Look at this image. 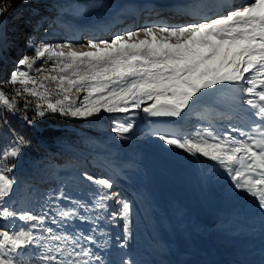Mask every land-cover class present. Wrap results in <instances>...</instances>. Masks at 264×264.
Wrapping results in <instances>:
<instances>
[{"label":"snow or ice","instance_id":"1","mask_svg":"<svg viewBox=\"0 0 264 264\" xmlns=\"http://www.w3.org/2000/svg\"><path fill=\"white\" fill-rule=\"evenodd\" d=\"M21 3L30 11L15 18L10 40L6 15L12 3L0 0V63L11 59L15 37L25 29H31L24 44L32 53L12 60L14 70L0 81V109L19 113L30 127L50 115L91 120L102 113L122 114L125 119L114 121L111 132L126 140L137 110L153 118L182 119L202 96L229 91L244 112L243 126L224 133L197 128L185 136L156 135L169 147L218 165L264 213V0L192 3L178 11L198 17L196 22L145 26L85 44L37 43L44 19L40 0ZM207 7L213 15L204 11ZM28 143L16 135L0 150V264H111L105 254L111 246L108 227L123 222L118 247L127 248L129 201L113 190L111 178L85 172L83 179L94 186L89 198L61 189L49 193L39 210L22 207L14 199L18 181L9 175L16 164L8 161Z\"/></svg>","mask_w":264,"mask_h":264},{"label":"bare ground","instance_id":"2","mask_svg":"<svg viewBox=\"0 0 264 264\" xmlns=\"http://www.w3.org/2000/svg\"><path fill=\"white\" fill-rule=\"evenodd\" d=\"M82 2L83 6L77 11H70L71 14L92 11L104 16V19L101 18L103 23L97 20L83 29L75 21V28L72 29L59 22V27L69 35L76 30L77 37L83 35L89 40L103 39L104 32L98 29L100 25H105L113 37L115 33L135 30L142 25L175 26L199 19L187 15L180 19L169 17V8L178 11L183 5L165 0ZM200 2L211 5L207 4L208 0ZM148 3L156 11L150 16H146L141 9ZM138 6L140 9H137ZM127 8L130 13L136 10L143 13L132 19L126 13ZM90 27L94 29H89ZM226 108L238 110L233 94L222 91L202 96L187 111L185 123L181 127L151 125L141 116L143 125L149 132L145 136H149L146 141H140V135L137 134L116 148L117 152L121 151L125 155L124 159L114 160L120 169V181L129 188L136 204L134 211L131 210V239L128 249L136 258L137 264H264V213L258 209L255 200L246 193L237 191L227 173L218 170L217 165L165 145L158 139L156 132L152 131L158 128L182 136L179 132L184 134L189 131V127L194 129L198 125L200 128H212L218 133L228 131L230 126H243L244 112L239 121L228 122L208 113L215 111L216 115H222L219 111ZM192 115L197 118L190 123ZM169 163L175 165L174 171L166 168ZM100 177L106 178L103 175ZM219 178L224 184L218 182ZM43 181L42 178L36 183ZM141 184L147 187L142 189ZM113 190H118L115 182ZM214 200H219L225 208L215 209L212 206ZM108 232L111 246L105 253L107 260L111 264H122L119 261L121 254L115 245L116 233L113 227L109 226Z\"/></svg>","mask_w":264,"mask_h":264},{"label":"rangeland","instance_id":"3","mask_svg":"<svg viewBox=\"0 0 264 264\" xmlns=\"http://www.w3.org/2000/svg\"><path fill=\"white\" fill-rule=\"evenodd\" d=\"M18 1L19 3L17 5H22L21 0ZM40 1V15L43 16L44 19L41 22V28L35 34V40L37 43L40 41H45L48 43L74 42L77 44H85L89 40L88 38L83 35L81 37H77L75 33L70 35L66 34L64 32L66 30L59 27L60 23L64 24V26L69 25V27L74 29V25L76 24L75 21H78V25L84 29L91 23L96 22L97 20L101 21V18L104 19V16L96 14L92 11H86L79 15L71 14L70 11H77L81 6H83V0ZM22 9L23 13L27 16L30 11L29 6L23 4ZM74 16H76L78 19L74 18ZM9 23V39L11 40L14 38L13 33L16 32V29L12 27L15 21L10 20ZM28 31L24 30V34L17 35L15 39L20 41L21 36L25 40L26 33ZM88 34L91 37H94V35L90 33ZM109 38H112L109 32L103 34V39ZM95 39L97 38H94L93 40ZM18 46V49H16V45H14L12 50L9 52V56H12V60H18L25 52V44H19ZM12 60L9 62V68L15 67V65L12 63ZM194 118H197V116L192 115L190 117V123H192V119ZM124 119L125 116L122 114L106 115L103 113L100 117L93 118L91 120L77 119V121L84 124L82 129L75 128L74 130H60L53 138H50V140L52 139V142L48 141L49 139L46 141L41 140L39 142L40 146L44 147L43 149L45 151L42 156H39L36 151H28L24 148L21 155L16 160H14L16 168L12 173H9L10 176H14L18 181L14 199H16L22 207H32L36 210H39L44 202V199L49 193L57 192L61 189L65 190L67 194L76 198H89L90 190H92L94 186L90 185L89 182L83 179V174L85 172L89 173L84 167L86 165L85 163L88 161L80 159L79 155L83 157L84 153H92V158H94L93 161L96 162V155H110L107 154L109 151L103 149L105 144L119 148L123 142L131 140V138L137 134L140 135V141L143 142L149 137L148 136L145 138L149 132L146 131V127L143 125L140 110H137L135 113V126L133 131L129 133V138L126 140H120L116 138L114 133L111 132L113 122L117 120L123 121ZM47 127H50V125L48 124ZM200 127L201 126L198 125L197 128ZM42 128V126H39L40 130H42ZM197 128L193 129L189 127V131L184 134L179 132V134L182 136L190 135ZM88 130H93L99 134L95 137L94 141L89 139L91 135L89 134L90 132H88ZM152 131L156 133L159 131L171 133L169 130H160L158 128L152 129ZM142 137L144 139H142ZM166 168L168 170L171 169L174 171L175 165L173 163H169L166 165ZM218 170H220V168ZM94 172L95 175L93 176H102L100 171H98V173L96 171ZM42 178L44 179L43 183H36ZM218 182L224 184V181L221 178L218 179ZM145 187H147V185H145ZM122 197L131 204L129 198L123 195ZM212 204L213 207L215 206V209L217 207L220 209L225 208V205L219 200H214ZM131 210L134 211L133 208H131Z\"/></svg>","mask_w":264,"mask_h":264},{"label":"trees","instance_id":"4","mask_svg":"<svg viewBox=\"0 0 264 264\" xmlns=\"http://www.w3.org/2000/svg\"><path fill=\"white\" fill-rule=\"evenodd\" d=\"M13 3L12 7L8 11L6 17H7V23L10 24L11 21H15V18L21 14L26 16L23 13L22 5H17L19 3L18 0H11ZM41 2V1H40ZM44 8V7H43ZM31 29H25V31H28ZM20 41H18L16 45V49H18L19 44L24 45V39L20 36ZM25 52L31 53V49L24 48ZM12 57V56H10ZM12 60V59H10ZM10 60H6L3 63H0V81L7 80L10 76V73L14 68H9V62ZM9 87H5V91H9ZM29 116L32 115V112L28 113ZM49 123L57 124V125H67L71 124L76 127L81 126L82 122L77 121V119L72 118H64L59 115L55 116H47L42 120H38L34 126H28L27 123L21 118L20 114L12 115L11 113H6L4 110L0 109V150H3V148L10 144V142L13 140L14 136L16 135H22L24 136L28 141V145L25 147V150L28 151H36L39 156H42L45 151L44 147L40 146L39 142L41 140H48L52 142V139L55 136L57 132H59L56 129H52L50 127H47ZM39 126H42V130L39 129ZM14 163V160H9L8 164L11 165Z\"/></svg>","mask_w":264,"mask_h":264},{"label":"water","instance_id":"5","mask_svg":"<svg viewBox=\"0 0 264 264\" xmlns=\"http://www.w3.org/2000/svg\"><path fill=\"white\" fill-rule=\"evenodd\" d=\"M142 116L148 120V123L151 125H161L167 127H181L185 123L186 114L183 116L182 119H172V118H153L147 116L145 113L140 111Z\"/></svg>","mask_w":264,"mask_h":264}]
</instances>
